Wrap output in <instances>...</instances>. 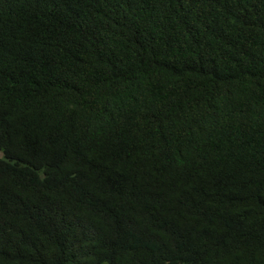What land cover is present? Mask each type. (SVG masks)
Segmentation results:
<instances>
[{"label":"trees","instance_id":"1","mask_svg":"<svg viewBox=\"0 0 264 264\" xmlns=\"http://www.w3.org/2000/svg\"><path fill=\"white\" fill-rule=\"evenodd\" d=\"M0 264H264V0H0Z\"/></svg>","mask_w":264,"mask_h":264}]
</instances>
